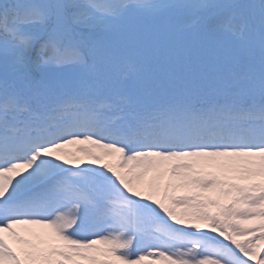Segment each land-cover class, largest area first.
<instances>
[{"label":"rangeland","instance_id":"rangeland-1","mask_svg":"<svg viewBox=\"0 0 264 264\" xmlns=\"http://www.w3.org/2000/svg\"><path fill=\"white\" fill-rule=\"evenodd\" d=\"M119 1L122 19L112 23L91 13L89 0H1L0 95L5 99L0 108L5 110L0 109V152H4L0 160L7 162L0 161V264H18L17 258L24 264H264V153L223 149L226 142H219L208 131L210 126L227 125L229 109V117L236 122L243 108L264 111V0H237L243 2L236 8L232 0H210L214 8L193 17V26L188 24L187 13L180 15L178 6H195L198 0L180 4L173 0V9L165 5L171 24L167 23L169 15L159 20L155 9L151 12L152 7L143 2ZM16 2L23 14V28L42 27L43 22L32 15L36 6L53 20L50 31L57 40L60 37V43L62 35L73 49L79 47L77 40L81 42L86 49L80 50L86 52L83 58L69 56L67 49L71 58L56 63L52 56L41 58V52L33 55L25 42L10 41L1 28L13 18ZM145 16L153 20L144 21ZM119 23L130 28L124 35L118 31ZM203 25L207 34L199 31ZM148 26L153 28L145 32V38L155 46H147L142 37ZM110 29H117L121 48ZM103 34L113 37L102 39ZM137 47L145 50L143 55ZM136 49L137 60L147 64L142 67L151 70L159 63L156 73L172 76V82L181 84L180 97L175 99L172 93L171 99L168 95L165 99L152 93L146 102L141 97L136 102L130 97L135 86L127 82L120 88L115 83L113 75L119 80L121 72L132 70L128 53ZM28 56L37 67L27 63ZM40 86L44 91H35ZM85 88L88 97L82 93ZM66 92L82 94L72 95L74 101ZM26 95L33 99L31 105ZM87 99L116 114L104 110L98 123L96 114L85 107ZM176 101L188 110V116L181 119L182 127L176 120L164 127L161 116L167 121L169 107ZM128 103L137 110L131 112L130 120H120L126 112L121 115L117 109ZM51 104L56 110L45 113ZM38 106L46 117L37 115ZM37 117L44 120L29 126ZM20 121L28 125L20 126ZM110 122L119 124L121 133H114ZM126 122H130L127 130ZM252 122L251 117L248 125ZM89 126L92 130L87 132ZM145 142L148 145L141 147ZM176 146L185 147L175 151ZM53 172L64 175L59 185L41 189ZM87 174L105 176L142 199L161 220L193 230L199 239L208 238L218 245H203L196 251L197 245L185 248L180 239L163 241L158 231L143 247L137 236L141 229L134 225L137 211L124 202L102 205L98 220L87 225L79 209L82 206L63 204L68 197L75 201L72 195L82 190L79 180H87L82 179ZM33 186L41 190L31 201L28 188ZM105 189H96V194ZM48 194L56 207L50 217L29 218L36 216L31 206L42 208ZM201 201L209 205L206 209L215 220L201 208ZM217 219L224 222L217 223ZM232 242L244 262L234 261L221 247Z\"/></svg>","mask_w":264,"mask_h":264}]
</instances>
